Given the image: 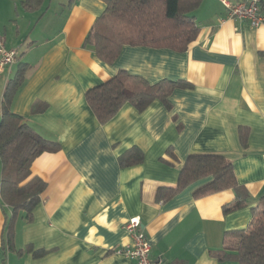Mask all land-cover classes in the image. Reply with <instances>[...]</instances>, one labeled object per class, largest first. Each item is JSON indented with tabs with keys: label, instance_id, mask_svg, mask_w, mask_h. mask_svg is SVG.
Returning <instances> with one entry per match:
<instances>
[{
	"label": "crops",
	"instance_id": "0c3cea01",
	"mask_svg": "<svg viewBox=\"0 0 264 264\" xmlns=\"http://www.w3.org/2000/svg\"><path fill=\"white\" fill-rule=\"evenodd\" d=\"M24 1L0 0V35L17 53L0 73V101L25 64L11 110L58 141L60 150L32 162V174L46 186L30 222L24 211L17 214L12 249L4 242L10 209L0 197V264H136L115 252L132 245L125 224L133 217L151 244V258L164 264H239L213 254L223 248L225 232L244 229L251 208L264 204V24L228 18L222 0H202L193 11L199 34L185 51L125 45L107 64L83 47L104 0H43L33 11ZM119 69L150 83L184 80L191 87L175 89L169 109L158 100L141 112L125 104L101 124L85 93ZM240 128L247 130L245 147ZM132 146L144 159L122 167L118 157ZM190 154L230 161L249 203L224 214L231 189L195 198L211 177L157 201L158 188L176 186ZM37 250L46 252L34 256Z\"/></svg>",
	"mask_w": 264,
	"mask_h": 264
},
{
	"label": "trees",
	"instance_id": "16d2710c",
	"mask_svg": "<svg viewBox=\"0 0 264 264\" xmlns=\"http://www.w3.org/2000/svg\"><path fill=\"white\" fill-rule=\"evenodd\" d=\"M105 9L96 18L83 41V47L93 51L102 62L112 64L125 45L168 48L185 51L197 38L199 27L193 11L202 0H104ZM43 0H25V10H37ZM264 7V4H263ZM26 65L19 64L15 75L6 83L0 101V197L10 209L5 216L4 242L13 248V225L19 211H24L26 222L32 220V210L39 203L46 182L32 174L33 160L44 152L60 150L56 140H50L30 126L26 120L11 110V102L25 80ZM191 87L184 80L162 79L150 83L139 75L119 69L111 78L88 89L86 102L99 121L111 120L125 104L137 111L145 110L153 101L171 107L170 95L177 88ZM239 140L247 144V130L239 129ZM173 161L176 156L167 150ZM143 151L132 146L118 157L122 167L139 164ZM165 160L172 164V161ZM211 177L197 188L195 198L226 189L234 192V198L222 206L224 214L245 207L249 192L235 178L230 161L218 154H190L179 172L175 187H160L157 201H165L190 184ZM31 250V246H27ZM20 251V250H19ZM45 250L33 252L34 256ZM219 261L234 260L239 264H264V204L251 208V219L244 229L227 231L223 248L213 254ZM180 264H183L182 262Z\"/></svg>",
	"mask_w": 264,
	"mask_h": 264
},
{
	"label": "built area",
	"instance_id": "2783aa9c",
	"mask_svg": "<svg viewBox=\"0 0 264 264\" xmlns=\"http://www.w3.org/2000/svg\"><path fill=\"white\" fill-rule=\"evenodd\" d=\"M222 2L227 9L228 18L247 21L253 27L264 24V0H237L233 3L222 0ZM16 59V51L8 49L0 35V73H3ZM125 228L132 234L133 243L130 246L116 249V253L135 260L136 264H164L161 259L151 258V244L141 228L138 217L130 218Z\"/></svg>",
	"mask_w": 264,
	"mask_h": 264
}]
</instances>
